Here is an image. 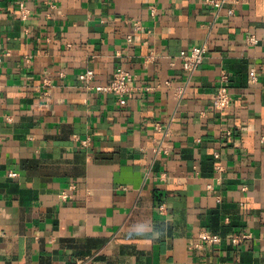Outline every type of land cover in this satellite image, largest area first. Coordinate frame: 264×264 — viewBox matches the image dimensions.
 <instances>
[{
	"label": "crops",
	"instance_id": "crops-1",
	"mask_svg": "<svg viewBox=\"0 0 264 264\" xmlns=\"http://www.w3.org/2000/svg\"><path fill=\"white\" fill-rule=\"evenodd\" d=\"M0 52V264H264V0H0Z\"/></svg>",
	"mask_w": 264,
	"mask_h": 264
},
{
	"label": "built area",
	"instance_id": "built-area-1",
	"mask_svg": "<svg viewBox=\"0 0 264 264\" xmlns=\"http://www.w3.org/2000/svg\"><path fill=\"white\" fill-rule=\"evenodd\" d=\"M225 0H204V3L218 10L222 7L223 2ZM19 13L22 19H26L28 17V9L24 3H19ZM151 14H153V9L151 8ZM229 15H232V11H228ZM134 30H138L139 25H134ZM130 40V39H128ZM247 43L256 44L257 40L253 36H249L247 38ZM207 51V47L205 44H201L199 46H194L189 50H182L179 52L178 58L181 61L182 69L186 72H193L203 61L205 54ZM8 56V53L0 52V63ZM93 78V71L91 69H86L84 72L78 75L79 81L84 84V87L88 90H94L99 93H110L113 95H117L122 102L123 97L130 91L131 83L133 82V75L125 70L122 67L115 68L110 81L104 86H92L91 80ZM249 81L251 83L256 82V72L255 69H250L249 72ZM213 108L219 114H224L230 108V97L229 91L226 85L220 84L215 90L213 96ZM232 136V132L230 130H226L223 133V138H230ZM215 158L218 157L217 153H215ZM9 177H15V173H9ZM74 187L71 186L70 189ZM210 190L212 187L210 185L207 186ZM60 197L62 199H66V194H61ZM160 210L164 209L163 205L159 206ZM249 235L247 234H234L229 235L227 237H222L218 233H213L210 231H201L197 234L196 240L194 244L190 247V249L205 251L208 248L212 250H219L225 244H228L232 247H238L242 245L246 240L249 239Z\"/></svg>",
	"mask_w": 264,
	"mask_h": 264
},
{
	"label": "trees",
	"instance_id": "trees-1",
	"mask_svg": "<svg viewBox=\"0 0 264 264\" xmlns=\"http://www.w3.org/2000/svg\"><path fill=\"white\" fill-rule=\"evenodd\" d=\"M213 233H215V232H213Z\"/></svg>",
	"mask_w": 264,
	"mask_h": 264
}]
</instances>
